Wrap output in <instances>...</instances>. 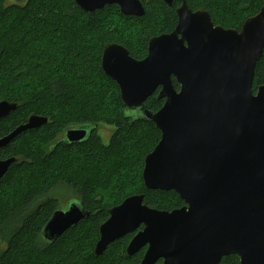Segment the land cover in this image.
<instances>
[{"label": "water", "instance_id": "obj_1", "mask_svg": "<svg viewBox=\"0 0 264 264\" xmlns=\"http://www.w3.org/2000/svg\"><path fill=\"white\" fill-rule=\"evenodd\" d=\"M75 1L91 14L113 4L125 15L145 14L141 0ZM181 1L177 25L151 37L144 58L108 43L102 69L118 84L125 115L154 122L161 131L145 157L146 188L175 190L185 205L158 209L145 203L144 193L129 195L110 208L95 253L102 255L111 243L135 233L126 251L133 256L146 247L138 264H219L229 255L239 256L241 264H264V83L253 91L264 54V5L237 29L215 24L208 10ZM157 91L165 102L152 111L146 100ZM18 107L16 101H0V120ZM48 122L32 114L0 134V149ZM96 128L97 123H80L67 129L65 138L82 143ZM22 161L0 159V181ZM89 216L83 200L71 198L52 213L42 238L55 242Z\"/></svg>", "mask_w": 264, "mask_h": 264}, {"label": "trees", "instance_id": "obj_2", "mask_svg": "<svg viewBox=\"0 0 264 264\" xmlns=\"http://www.w3.org/2000/svg\"><path fill=\"white\" fill-rule=\"evenodd\" d=\"M141 1L143 16L125 15L116 4L91 14L75 0H0V101L19 103L16 111L0 120V134L10 133L32 114L49 118L41 128L23 132L0 149V159H24L12 164L0 181V239L7 243L0 264H138L146 247L133 256L126 251L135 233L96 255L100 226L110 208L136 193H144L145 203L158 209L185 205L175 190L146 188L145 157L161 139V131L154 122L133 121L125 115L119 86L102 69L106 44H122L142 59L151 37L177 25L181 0L173 5ZM186 1L194 10H208L215 24L237 29L264 5V0ZM223 7L233 10L219 18ZM237 13L241 21L227 25L228 14ZM173 82L179 89L175 77ZM263 83L264 54L257 63L253 91ZM164 102L157 91L146 105L157 111ZM76 123H104L115 130L107 144L94 132L84 143L53 149L54 139ZM126 168L136 170L140 186L124 190L119 183L115 188L120 195L111 197L115 177ZM62 183L68 192L79 193L76 197L90 216L51 243L42 238V229L59 208L57 189ZM219 264H241L240 257L225 256Z\"/></svg>", "mask_w": 264, "mask_h": 264}, {"label": "rangeland", "instance_id": "obj_3", "mask_svg": "<svg viewBox=\"0 0 264 264\" xmlns=\"http://www.w3.org/2000/svg\"><path fill=\"white\" fill-rule=\"evenodd\" d=\"M231 10H233L231 7L221 8L219 13H218V17L220 16L219 18H222L224 15L227 16L226 13H228ZM228 15H229L230 19L227 20V25H229V26L234 25V24H238L242 19V17L240 16V13L228 14ZM36 32L39 33V29L36 28ZM37 43H38V45H41L40 41H38ZM114 130H115V128L113 126H110V125H107L104 123L99 124L98 133H99V137L102 139V142L104 144H107L109 142ZM79 152L82 153V150L79 149L78 154H79ZM114 183L115 184H112V186H111V187H113L112 188L113 190H116L115 187H118L117 184H119V183H120L119 187L124 188V190L136 189L141 184L140 183V177L136 173V170L130 169V168H126V169L122 170L121 172H118V175L115 177ZM57 193H59L58 198L60 199L59 208H65L69 202V199L72 196H74V197L79 196L78 192H73V191L68 192L67 185L64 183H62L59 186V188L57 189ZM113 193H115V194H113ZM113 193L111 191V195H110L111 197H118L120 195V192H118L117 190H116V192H113ZM53 194H54V191H53ZM110 196H108L109 199H111ZM74 197H72V198H74ZM76 198H78V197H76ZM6 244L7 243L4 240L0 239V252L6 248Z\"/></svg>", "mask_w": 264, "mask_h": 264}, {"label": "flooded vegetation", "instance_id": "obj_4", "mask_svg": "<svg viewBox=\"0 0 264 264\" xmlns=\"http://www.w3.org/2000/svg\"><path fill=\"white\" fill-rule=\"evenodd\" d=\"M80 123H76V124H71V125H69L63 132H62V134L61 135H59V137H56L55 139H54V141H53V149H55L56 147H58V146H62V145H68L69 143L67 142L68 140L65 138V132H66V130L67 129H69V128H71V127H74V126H77V125H79ZM98 128H99V125L97 124V128L96 129H92V132H91V134H90V136L89 137H91L92 135H93V133L94 132H96V134H98V136H99V133H98ZM90 139V138H89ZM88 139V140H89ZM87 140V141H88ZM86 142V141H85ZM82 143H84V142H82ZM74 144H76V143H74ZM70 145H72V144H70Z\"/></svg>", "mask_w": 264, "mask_h": 264}]
</instances>
